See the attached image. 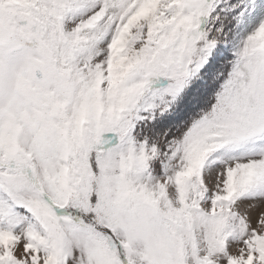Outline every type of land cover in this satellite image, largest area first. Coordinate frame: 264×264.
<instances>
[{"label": "snow or ice", "instance_id": "6c2138e0", "mask_svg": "<svg viewBox=\"0 0 264 264\" xmlns=\"http://www.w3.org/2000/svg\"><path fill=\"white\" fill-rule=\"evenodd\" d=\"M0 264H264V0H0Z\"/></svg>", "mask_w": 264, "mask_h": 264}]
</instances>
